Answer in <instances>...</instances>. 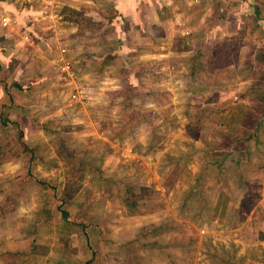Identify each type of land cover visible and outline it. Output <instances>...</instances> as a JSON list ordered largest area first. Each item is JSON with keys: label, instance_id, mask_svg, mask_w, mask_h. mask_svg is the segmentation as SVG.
Segmentation results:
<instances>
[{"label": "rangeland", "instance_id": "obj_1", "mask_svg": "<svg viewBox=\"0 0 264 264\" xmlns=\"http://www.w3.org/2000/svg\"><path fill=\"white\" fill-rule=\"evenodd\" d=\"M9 1L37 12L0 10L7 42L24 54L0 69V94L11 102L0 108L8 120L0 122V261L41 264L49 250L86 259L49 244L58 238L52 230L83 214L102 228L101 240L87 228L84 250L100 242L108 264L112 255L114 264H264V54L253 69L237 66L235 54L211 68L208 46L178 43L166 71L124 74L127 59L113 58L121 45L101 44L110 27L100 33L80 5ZM251 4H263L255 17L264 22V0ZM243 24L232 35L242 34L241 45ZM61 48L73 83L58 71ZM185 48L200 57L189 59ZM242 145L252 151L247 159ZM39 227L50 233L37 245Z\"/></svg>", "mask_w": 264, "mask_h": 264}, {"label": "crops", "instance_id": "obj_2", "mask_svg": "<svg viewBox=\"0 0 264 264\" xmlns=\"http://www.w3.org/2000/svg\"><path fill=\"white\" fill-rule=\"evenodd\" d=\"M252 1L253 0H225L217 5L213 0H104V2L101 3L89 0H79V3H77L78 0H65L64 4L67 8L75 11L78 9L76 5H80L79 9L84 10V15L90 17L91 22L101 25L102 29L100 33H102L105 27H110V30L106 32L109 33L111 37L103 40L101 44H109L111 42L115 45L117 43L120 44L121 50L113 54V58L116 57L115 60L127 59V66L130 67V70L126 69L124 74H128L129 72V74L142 75L145 77L153 73L158 74L167 70V60L175 56L174 54L182 52L179 47H176L178 43L181 44V48H183L184 45L198 44V50L202 47L204 49L206 45L208 46L207 54L204 55V58H208L211 54L210 48H212L214 44L222 41V39L234 35L236 33L235 31L239 29L240 24L242 25L244 22V24L249 23V27L246 28L242 45L237 51L236 63L237 66H245L253 69L256 55L264 54V44L257 39L259 35V29L257 27L264 24V22L256 19V14L260 12V9L258 8L257 10V7L262 8L263 4H260V6L257 4V7L254 8L253 4H251ZM15 5L9 0H0V10L4 12L15 11L17 14L18 11L21 12L22 10L21 16H29L37 12L33 8H29L30 12H27L28 10L26 9L28 8H17ZM20 6L24 5L20 4ZM248 8L255 11V15L251 12H249V14L253 17L256 16L253 18L256 23L253 22L251 18H246V16H248ZM108 12H110L109 15L107 14ZM1 14L0 11V15ZM3 16L4 15L1 17ZM17 18L20 17L17 15ZM252 22L253 24L251 25ZM0 27L2 26L0 25ZM262 28L263 27H261V29ZM254 29L257 30L255 31ZM253 33L254 36H251L250 34ZM102 37L104 36L102 35ZM107 39H109V41H107ZM113 39L118 40L114 42ZM12 43L13 41L7 42L5 34H3L2 29H0V69L6 68L7 60L9 58L11 59V57L19 61L23 59V51L17 47L18 44ZM173 45L175 49H173ZM190 49L191 48L183 49V54L187 55V53H190L188 57H190L189 59L191 60H194V57H200V55L196 53L192 55ZM130 60H132V63L129 62ZM140 79L141 78H138V80ZM131 80L136 81L137 79L132 77ZM141 80L145 82L146 79L143 78ZM133 81H131V84L134 87ZM246 81L245 83L249 84V81ZM137 83L139 84V82ZM240 83L242 82L240 81ZM16 85L19 86L21 84ZM140 85H143V83H140ZM244 96L245 95H243V97ZM245 100H247V98H245ZM5 101V98H2L0 94V108L11 105L9 98H7L8 102ZM247 102L248 101H243L242 104L249 105ZM245 117L246 115L243 117V121ZM259 121L258 122L261 123L259 128H261L264 125L263 115L260 117ZM255 127L256 126L253 127V130ZM253 130L252 132L251 130L249 133L247 132L251 136V140L254 139V136L251 134L256 133V129ZM262 135H264V133H262ZM241 148L244 154H246L245 159H247V156L249 157L250 155L249 153H252L251 149L248 147L245 149L244 145H242ZM262 152L264 151L262 150ZM83 218V214L75 216V224H71V227L65 225V229L61 230L58 234L56 230H52L51 234H54V236L58 235V238L54 239V244H49H52L54 248L59 247L62 251L72 250L73 247H75L76 250H79L77 253H83L86 259L80 260L75 255L77 253H75L74 255L76 258H73L74 261L72 262L64 258V255L66 256L65 253L57 257V253L52 255V251L49 250L45 258L41 260V264H108L104 260V256L100 253L99 249L102 247L100 242L96 244V250L93 248L92 251L88 248L84 250V245H87L85 241H89V234L87 231L92 227L87 225V220ZM45 229L46 228L41 227L37 228L36 234H39V242L37 245L42 243V241H40V238H42L41 234H46V232L50 233V228ZM92 229L96 232L97 238L102 234V228L98 224L97 229L94 227ZM5 233V229L0 230V240L3 239V234ZM60 236H62V239ZM67 238L69 240H66ZM99 239L101 240V236ZM55 240H57V242H55ZM39 247L43 248L44 246ZM64 247L65 249H61ZM113 247L116 246L112 245V249ZM43 249L46 250V248ZM113 257L115 256L112 255L111 259H109V261H111L110 264H114ZM118 260L119 257H116V264H119ZM15 263L20 264L21 262ZM0 264H5V262L0 261Z\"/></svg>", "mask_w": 264, "mask_h": 264}, {"label": "trees", "instance_id": "obj_3", "mask_svg": "<svg viewBox=\"0 0 264 264\" xmlns=\"http://www.w3.org/2000/svg\"><path fill=\"white\" fill-rule=\"evenodd\" d=\"M241 36L242 34L240 33L239 35L225 38L222 41L214 44L212 48H210L211 54L207 58L208 66L212 68V67L221 65L220 62L224 60L226 57L228 58L230 54H235L234 56L236 57V53L241 47V44H240ZM197 121H198V118H197ZM0 122L2 123V126H5L8 120L6 118H1ZM62 214L63 216L65 215L64 212ZM262 240H264V236Z\"/></svg>", "mask_w": 264, "mask_h": 264}, {"label": "built area", "instance_id": "obj_4", "mask_svg": "<svg viewBox=\"0 0 264 264\" xmlns=\"http://www.w3.org/2000/svg\"><path fill=\"white\" fill-rule=\"evenodd\" d=\"M8 23V18L6 16H3L2 18H0V25L2 27H5ZM59 58H58V62H59V73L61 74L62 78L64 80H66L68 83H73L74 80V74L72 72V68L70 66V63L66 60L63 59L64 55H66L65 52V48H61L59 50ZM80 89V86L78 85H74L73 86V90L75 91L74 94L72 95V97L74 99H78V91Z\"/></svg>", "mask_w": 264, "mask_h": 264}]
</instances>
